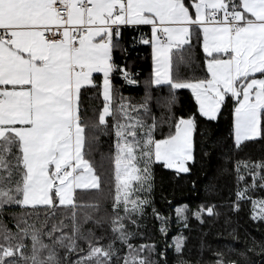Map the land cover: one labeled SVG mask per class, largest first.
I'll use <instances>...</instances> for the list:
<instances>
[{
    "label": "snow or ice",
    "instance_id": "obj_1",
    "mask_svg": "<svg viewBox=\"0 0 264 264\" xmlns=\"http://www.w3.org/2000/svg\"><path fill=\"white\" fill-rule=\"evenodd\" d=\"M142 25L152 68L132 103L112 74L139 81L114 52L122 29ZM181 89L212 121L231 101L237 147L264 140V0H0V264H158L130 226L153 165L188 173L195 159V115L174 111ZM235 172L234 207L250 201L264 221V197L251 195L264 190V160ZM175 211L186 220V206ZM183 241L173 238L177 254ZM214 264L235 262L217 253Z\"/></svg>",
    "mask_w": 264,
    "mask_h": 264
},
{
    "label": "trees",
    "instance_id": "obj_2",
    "mask_svg": "<svg viewBox=\"0 0 264 264\" xmlns=\"http://www.w3.org/2000/svg\"><path fill=\"white\" fill-rule=\"evenodd\" d=\"M141 37H150L149 26L122 29L120 48L114 52L115 63L125 67L139 81L137 85H128L119 71L112 74L113 85L119 90L118 96L122 94L132 103L143 98L145 81L152 68L151 47L143 44ZM100 79L97 74V81ZM163 92L166 93L167 89ZM153 94L156 95L155 92ZM85 95L95 97L96 92L93 90ZM174 111L177 115H195V159L189 162L188 173L177 174L162 164L153 165L152 188L146 194L149 204L138 218V226H130L135 233L131 242L134 245H153V259L158 264H180V261L184 264H214L217 253L235 264H264V221L251 218L250 201H239V207H234L237 202L236 164L264 160V140L244 141L236 146L231 135V101L218 119L212 121L199 115L190 91L181 89L176 93ZM102 139L106 151L110 140L108 137ZM107 168L106 164L105 170ZM105 170L101 173L106 178ZM246 181L251 183V177L246 176ZM251 195L264 197V190L257 189ZM179 206L187 207L186 220L178 219L175 210ZM201 206H213V214L209 216L205 212L201 219H197L192 212ZM157 213L162 220L157 219ZM162 224L167 229L166 233L160 231ZM177 236L184 237L181 254H177L173 243ZM161 252L165 255L159 256Z\"/></svg>",
    "mask_w": 264,
    "mask_h": 264
},
{
    "label": "rangeland",
    "instance_id": "obj_3",
    "mask_svg": "<svg viewBox=\"0 0 264 264\" xmlns=\"http://www.w3.org/2000/svg\"><path fill=\"white\" fill-rule=\"evenodd\" d=\"M149 29H150V27H149ZM150 35H151V31H150ZM151 62H152V60H151ZM102 78V77H101Z\"/></svg>",
    "mask_w": 264,
    "mask_h": 264
},
{
    "label": "built area",
    "instance_id": "obj_4",
    "mask_svg": "<svg viewBox=\"0 0 264 264\" xmlns=\"http://www.w3.org/2000/svg\"><path fill=\"white\" fill-rule=\"evenodd\" d=\"M121 76H122V74H121Z\"/></svg>",
    "mask_w": 264,
    "mask_h": 264
}]
</instances>
